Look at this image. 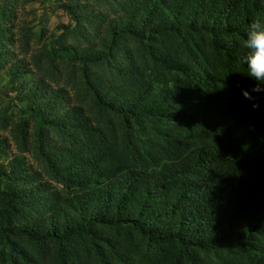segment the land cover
<instances>
[{"label":"rangeland","instance_id":"obj_1","mask_svg":"<svg viewBox=\"0 0 264 264\" xmlns=\"http://www.w3.org/2000/svg\"><path fill=\"white\" fill-rule=\"evenodd\" d=\"M0 1V171L8 175L0 191L17 190L24 201L17 215L6 218L0 193L3 226L18 227L27 219L41 225L54 212L55 225L79 223L91 213L81 201L104 182L99 183L103 173L130 164V153L145 156L168 141L188 147L203 135L183 121H131L95 98L128 101L140 85L193 96L223 91V56L207 34L164 32L147 38L145 33L136 39L109 31V18L127 20L134 10L138 16L131 20H138L145 0ZM108 44L105 61L72 60L104 52ZM238 75L239 83L246 82ZM62 108L76 113L55 125ZM92 230L70 236L60 253L52 241L35 242L0 229V264H172L174 245L148 246L126 225ZM196 258L202 264L225 259L251 264L235 243L197 251Z\"/></svg>","mask_w":264,"mask_h":264},{"label":"trees","instance_id":"obj_2","mask_svg":"<svg viewBox=\"0 0 264 264\" xmlns=\"http://www.w3.org/2000/svg\"><path fill=\"white\" fill-rule=\"evenodd\" d=\"M139 8L136 21L131 20L138 16L134 10L127 20L109 18V31L136 39L145 33L147 38L164 32L207 34L211 47L223 56L225 88L193 96L140 85L128 101H104L97 94L96 103L135 122L158 117L192 123L203 135L198 133L197 143L188 147L168 141L145 156L130 153V164L103 173L99 183L104 182L81 201L91 213L79 223L55 225L54 212L41 225L27 219L18 227L0 224V229L35 242L52 241L62 253L70 236L91 234L95 225H126L148 246L174 245L172 264L180 259L202 264L196 252L222 243H235L251 264H264V93L245 99L241 90L254 82L243 75L246 82L241 84L238 75L244 69L245 28L250 21L264 20V0H145ZM110 49L108 44L104 52H86L72 60L99 63L110 57ZM73 109L57 111L55 125L72 117ZM4 177L5 169L0 182ZM0 193L6 218L17 215L22 195L14 189ZM209 264L233 263L225 259Z\"/></svg>","mask_w":264,"mask_h":264},{"label":"clouds","instance_id":"obj_3","mask_svg":"<svg viewBox=\"0 0 264 264\" xmlns=\"http://www.w3.org/2000/svg\"><path fill=\"white\" fill-rule=\"evenodd\" d=\"M242 47L246 54L241 59L244 69L239 73L254 83L250 89H242L241 94L245 99L253 100L251 93H264V20L257 19L247 24ZM252 106L258 107L256 103Z\"/></svg>","mask_w":264,"mask_h":264},{"label":"crops","instance_id":"obj_4","mask_svg":"<svg viewBox=\"0 0 264 264\" xmlns=\"http://www.w3.org/2000/svg\"><path fill=\"white\" fill-rule=\"evenodd\" d=\"M38 0H31V2H37ZM0 3H1V1H0Z\"/></svg>","mask_w":264,"mask_h":264}]
</instances>
